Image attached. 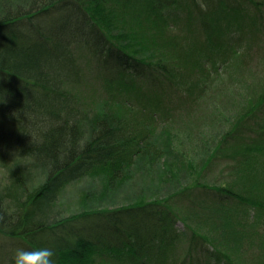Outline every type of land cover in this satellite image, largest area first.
<instances>
[{
  "label": "trees",
  "instance_id": "16d2710c",
  "mask_svg": "<svg viewBox=\"0 0 264 264\" xmlns=\"http://www.w3.org/2000/svg\"><path fill=\"white\" fill-rule=\"evenodd\" d=\"M28 3L27 9L2 5L0 19V264H14L18 247L38 246L53 247L57 264L85 258L109 264H251V248L264 247V93L248 98L245 67L241 75L228 71L242 61L241 44L251 34L264 35V0ZM104 22L141 35L145 49L156 54L146 57L125 46ZM81 51L112 82L108 89L132 103L120 117L109 110L90 113L81 102ZM224 75L240 84L232 92L237 111L227 117L236 121L219 140L210 139L214 132L208 127L204 138L216 150L208 146L214 153L204 157L201 170L211 175L230 162L236 183H226L230 175L214 184L198 179L160 200L61 218L59 197L67 184L92 177L97 168L121 176L139 157L160 161L165 155L155 129H149L159 125L152 115L158 109L190 112ZM141 104L145 112L135 113Z\"/></svg>",
  "mask_w": 264,
  "mask_h": 264
},
{
  "label": "rangeland",
  "instance_id": "374dc122",
  "mask_svg": "<svg viewBox=\"0 0 264 264\" xmlns=\"http://www.w3.org/2000/svg\"><path fill=\"white\" fill-rule=\"evenodd\" d=\"M30 0H0V19L4 4H9L8 8L14 9L18 5H22L26 9L28 8V2ZM57 1V0H55ZM27 3V4H26ZM12 4V5H11ZM25 9V8H24ZM27 23L25 20L21 25ZM108 26V30L117 37L121 43L130 47L132 50L142 54L146 57H151L156 54L155 51L145 49V41L141 35L132 41L134 36L129 32L120 29H116L115 25L105 24ZM245 32H249L244 30ZM253 32V30H252ZM255 35V36H253ZM250 36V35H249ZM256 39H247L242 44L241 51L242 61H238L233 69L228 71L229 74H242V68L245 67L244 73L246 77L251 81V85L246 86L250 89L253 84L260 86L257 91L248 92V98H254L257 94L264 93V35L260 33L251 34ZM129 40V41H128ZM134 43H139L135 45ZM145 43V44H144ZM134 44V47L132 45ZM152 48V47H151ZM160 49L158 52L162 54ZM230 57L231 52L226 53ZM223 56V54H221ZM87 56V52L81 51L78 57V63L80 70H83V84L79 88L81 94V102L86 103L87 111L98 112L97 114H103L109 110L114 116L120 117L125 112V105H131L127 103L126 98L123 95H119V90L108 89V84H112L111 81L105 80L95 70L94 65L96 62ZM219 59V58H218ZM82 73V72H81ZM227 73V74H228ZM237 76V75H236ZM227 75L216 80L215 89L208 93L201 102L194 107V109L188 112L187 108L184 113H178L168 111L167 109L157 110V113L152 115L159 125L156 127L150 125V128H154L156 134L154 140L161 146V151L165 155L160 161L157 157H139L135 159L132 164L125 166L126 168L121 172V176L116 175L117 172L111 170L104 171L106 169L97 168L93 171L92 177L81 178L75 182H71L66 185L65 189L60 194L59 209L61 218H67L70 216H78L88 211H96L99 209H110L120 207L122 205L131 204L134 202L140 203L144 200H160L168 196H172L176 192L183 190L188 185L194 186V182L204 180L208 183L214 184L221 183L220 181L227 180L232 183H236L237 179L232 176V163L226 162L222 166L215 168V172L211 175L203 174L202 166L203 159L208 154L214 153L215 146L212 148L208 143V140L204 138L207 133L208 127L211 134L214 132L216 139L223 136L235 123V118L227 120V117H231L233 111L236 113L238 104L235 106L232 104L234 96L233 91H237L240 86L237 82H231L226 79ZM238 85V86H235ZM157 87V86H156ZM156 92L158 88H155ZM177 89H174L173 93H178ZM114 96V97H113ZM134 100L133 98H131ZM135 107V105H133ZM144 105H137L135 110L137 113L139 110L145 112ZM91 113V112H90ZM223 113V116L221 117ZM234 113V114H235ZM147 113H144L146 115ZM93 115V114H90ZM143 115V116H144ZM122 119V118H120ZM123 120V119H122ZM3 124V123H2ZM199 137V138H198ZM248 138H255L252 135H247ZM194 141V142H193ZM194 145H193V144ZM215 144V142H213ZM214 150H209L210 147ZM223 169V170H222ZM225 170V171H224ZM200 175L202 177H200ZM2 171L0 169V182L2 180ZM121 180L119 181V179ZM123 179V180H122ZM118 183L116 186L115 184ZM226 186V184H225ZM261 195L259 194V197ZM232 204H236L235 200L229 201ZM225 208V206H224ZM233 208V207H231ZM229 208V209H231ZM198 225H201L197 223ZM196 224V225H197ZM195 225V226H196ZM180 230L184 233L183 225H178ZM198 227V226H197ZM210 228V226H209ZM198 229L203 234L212 235L214 239L220 241L224 238L218 239L222 234H215L208 227L199 226ZM210 230V232H209ZM253 262L251 264H264V247L261 245L252 252ZM77 264H109L104 261H95L92 258H85L80 260ZM212 264H217L213 261ZM221 264V263H219Z\"/></svg>",
  "mask_w": 264,
  "mask_h": 264
},
{
  "label": "clouds",
  "instance_id": "9594fccd",
  "mask_svg": "<svg viewBox=\"0 0 264 264\" xmlns=\"http://www.w3.org/2000/svg\"><path fill=\"white\" fill-rule=\"evenodd\" d=\"M13 260L14 264H57L56 251L50 246L18 247L14 250Z\"/></svg>",
  "mask_w": 264,
  "mask_h": 264
}]
</instances>
